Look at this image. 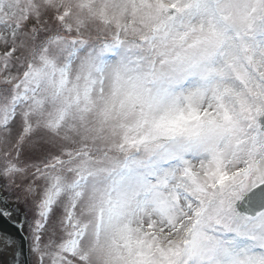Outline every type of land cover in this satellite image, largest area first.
<instances>
[{
    "label": "snow or ice",
    "instance_id": "snow-or-ice-1",
    "mask_svg": "<svg viewBox=\"0 0 264 264\" xmlns=\"http://www.w3.org/2000/svg\"><path fill=\"white\" fill-rule=\"evenodd\" d=\"M0 264H264V0H0Z\"/></svg>",
    "mask_w": 264,
    "mask_h": 264
},
{
    "label": "water",
    "instance_id": "water-1",
    "mask_svg": "<svg viewBox=\"0 0 264 264\" xmlns=\"http://www.w3.org/2000/svg\"><path fill=\"white\" fill-rule=\"evenodd\" d=\"M0 227H5V223L4 222H0Z\"/></svg>",
    "mask_w": 264,
    "mask_h": 264
}]
</instances>
